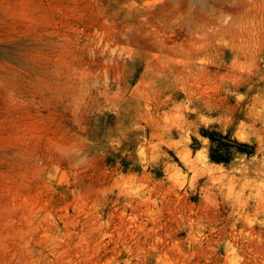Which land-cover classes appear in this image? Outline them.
<instances>
[{
	"label": "rangeland",
	"instance_id": "1",
	"mask_svg": "<svg viewBox=\"0 0 264 264\" xmlns=\"http://www.w3.org/2000/svg\"><path fill=\"white\" fill-rule=\"evenodd\" d=\"M0 264H264V0H0Z\"/></svg>",
	"mask_w": 264,
	"mask_h": 264
},
{
	"label": "trees",
	"instance_id": "2",
	"mask_svg": "<svg viewBox=\"0 0 264 264\" xmlns=\"http://www.w3.org/2000/svg\"><path fill=\"white\" fill-rule=\"evenodd\" d=\"M203 135L207 136L210 139L209 157L214 162L228 164L231 161V150L237 152H247L248 154L254 152V147L252 145L241 143L237 140H231L230 135L228 134L223 135L219 132L209 133L207 131H204ZM231 143L239 147H234ZM241 145L244 147L243 149H241Z\"/></svg>",
	"mask_w": 264,
	"mask_h": 264
}]
</instances>
